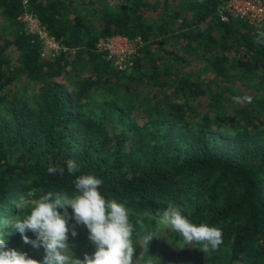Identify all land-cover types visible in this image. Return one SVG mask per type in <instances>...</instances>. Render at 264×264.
Wrapping results in <instances>:
<instances>
[{"label":"trees","instance_id":"16d2710c","mask_svg":"<svg viewBox=\"0 0 264 264\" xmlns=\"http://www.w3.org/2000/svg\"><path fill=\"white\" fill-rule=\"evenodd\" d=\"M222 1L0 0L10 27L0 33V214L23 218L47 192L74 197L76 176L94 175L148 230L169 204L221 228L219 249L195 264H264V25L220 21ZM26 11L59 40L58 54L41 57ZM113 34L140 36L143 54L156 46L162 57L118 71L95 48ZM20 79L28 95L11 93ZM244 95L253 103L233 102Z\"/></svg>","mask_w":264,"mask_h":264},{"label":"clouds","instance_id":"9594fccd","mask_svg":"<svg viewBox=\"0 0 264 264\" xmlns=\"http://www.w3.org/2000/svg\"><path fill=\"white\" fill-rule=\"evenodd\" d=\"M264 45V31L257 34L255 41ZM236 104H251L253 97L249 95L235 96ZM67 172L74 175L79 165L73 161L66 162ZM65 169L54 165L47 168L48 174H64ZM102 179L94 175H79L74 180L77 195L69 197L60 192H47L39 199L32 201L28 215L5 217L0 220V264H135L134 253L137 248L149 251L153 238L160 236L159 231L169 229L182 237L179 248L188 245L198 248L204 254L216 251L223 243V231L207 223L191 222L181 210L169 204L157 220V230H148L139 221L130 218L129 209L116 200H107L101 193ZM67 206L72 209L71 217ZM62 210V211H60ZM70 218L87 229V236L94 244L95 251L85 253L83 259L77 258L72 252L69 241ZM144 229L143 234H137L134 243L133 235L136 228ZM31 231L35 239H30L26 232ZM19 232L25 244L34 249L43 248V258L36 260L26 252L9 248L8 238ZM77 232L73 227L71 236ZM149 264H152L150 261Z\"/></svg>","mask_w":264,"mask_h":264},{"label":"rangeland","instance_id":"374dc122","mask_svg":"<svg viewBox=\"0 0 264 264\" xmlns=\"http://www.w3.org/2000/svg\"><path fill=\"white\" fill-rule=\"evenodd\" d=\"M147 17L152 20L156 19L158 17V13L149 11L147 12ZM24 27L26 28L25 23H24ZM8 30H10V27L0 16V33H4ZM170 46H172V44L168 43L163 48L167 49ZM148 51L149 52H145V54H143L142 49L140 51L139 58L144 65H147L148 58L150 57L152 58V56L158 58L159 55L163 54L162 51H159L156 46H151V49ZM157 51H159V53H157ZM161 57L158 59H161ZM26 85H27V81L25 79H20L10 85L11 86L10 91L11 93L17 95L21 93L28 95L31 89L28 88ZM23 201L24 199L22 197L16 199L15 202L13 201L11 203V206H15V205L18 206ZM3 212H1L0 214V220L6 217L4 216L5 213ZM68 225L70 229L69 241L72 245V252L74 256L83 259L85 253L91 255L95 251V246L94 244H92V242L89 241L88 236L86 235V232L84 230V226L82 224H77L74 218L69 219ZM73 227L77 232V235L75 237L71 236V229ZM25 235H27L30 239H35V235L31 231L26 232ZM159 235L160 236L156 237L154 246L151 247V244L149 245V251H144L139 248L136 249L134 253L135 264H149L150 261L152 262V264H182L187 260L195 264L197 263L198 258L210 257L211 254H213L212 252L204 254L198 248L193 247V245H188L184 248H179V246L183 243L182 237L181 236L177 237L176 233H173L169 229L160 230ZM133 240L134 243H136L138 237L133 238ZM18 241L20 242V245L18 247H9V248H15L24 251L30 257L36 260H41L43 258L44 252L42 247L39 249H34L30 244H25L22 240L20 233H18ZM205 264H212V262L209 261L206 262Z\"/></svg>","mask_w":264,"mask_h":264},{"label":"built area","instance_id":"2783aa9c","mask_svg":"<svg viewBox=\"0 0 264 264\" xmlns=\"http://www.w3.org/2000/svg\"><path fill=\"white\" fill-rule=\"evenodd\" d=\"M216 14L222 22L244 19L258 30L264 25V0H223L218 5ZM20 20L25 23L27 32L37 35L41 57L59 53L62 49L59 40L46 30L35 14L26 11ZM143 46L144 40L140 36L131 38L121 34L99 38L95 44L96 50L102 52L104 58L118 71L132 69Z\"/></svg>","mask_w":264,"mask_h":264}]
</instances>
